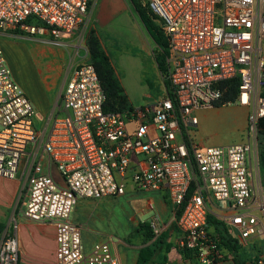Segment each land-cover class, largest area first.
<instances>
[{
  "label": "built area",
  "instance_id": "2783aa9c",
  "mask_svg": "<svg viewBox=\"0 0 264 264\" xmlns=\"http://www.w3.org/2000/svg\"><path fill=\"white\" fill-rule=\"evenodd\" d=\"M141 2L168 38L170 94L155 103L104 111L95 67L83 62L70 71L60 104L38 129L34 105L0 47V176L23 177L24 218L53 224L56 264H119L109 239L84 248L81 227L70 214L79 198L121 196L128 181L144 192L167 186L180 232L177 246L193 250L196 264L230 255L210 230L207 214L223 221L243 249L264 239V194L253 184L250 163L264 117V0ZM91 5L92 0H0V30L57 38L82 26ZM232 78L239 79L234 103L248 108L246 142L197 144L190 136L196 111L220 101L221 83ZM12 221L13 231L0 236V264H19L16 217ZM150 225L160 233L156 219ZM250 262L264 264V247Z\"/></svg>",
  "mask_w": 264,
  "mask_h": 264
},
{
  "label": "rangeland",
  "instance_id": "374dc122",
  "mask_svg": "<svg viewBox=\"0 0 264 264\" xmlns=\"http://www.w3.org/2000/svg\"><path fill=\"white\" fill-rule=\"evenodd\" d=\"M94 1L88 19L75 31L73 39L69 40L70 43L77 44L75 49L73 48L75 52L80 49V54L83 56L80 61H88L85 42L88 33L93 30L108 55L116 75L121 77L124 75V78L128 80L129 84L126 87L130 97L128 100L132 106L148 105L160 100L167 89L156 61L157 47L140 23L130 1L114 0L115 2L111 1V4L108 1L107 6L110 7L103 6V9L102 0ZM23 34L24 32H11L12 37L9 40L15 41V45H6V47L2 45L12 76L27 94L30 88L39 85L49 97L54 96L66 83L69 69L72 68L74 51L62 46L66 45L62 43L65 41L66 34L59 35L57 39L60 42L51 40L52 36L49 33L34 36ZM4 39L0 37V41ZM165 78L167 79L166 75ZM239 107L238 103H231L198 109L200 116L197 118L200 124L192 139L202 146H225L246 142L249 135L246 119L239 114L235 115ZM34 124L39 129L42 124L39 117L34 116ZM259 139L263 137L256 138L250 153V163L253 184L257 190L259 188L258 193L262 191L264 194L259 169L258 155L262 148ZM250 141H252L251 138ZM22 186L23 177L21 175L13 179L0 176V190L6 195V198L0 196V202H8L13 189L17 187V194L13 198L11 218H17L19 214ZM70 216H73V212ZM8 231H13V221L9 224ZM263 240L262 235L249 247L244 248L245 257L252 259L257 249H263Z\"/></svg>",
  "mask_w": 264,
  "mask_h": 264
},
{
  "label": "crops",
  "instance_id": "0c3cea01",
  "mask_svg": "<svg viewBox=\"0 0 264 264\" xmlns=\"http://www.w3.org/2000/svg\"><path fill=\"white\" fill-rule=\"evenodd\" d=\"M108 1L109 4H111V1L115 2L114 0H102V9L103 6L110 7L107 6ZM94 3L95 1L92 0L91 12ZM24 34L25 36L28 35L27 33ZM65 34L66 38L62 43H66V45L62 46L68 48V50L76 47L77 44L69 42L75 36V31ZM0 37L5 38L0 41L1 48L2 45L3 47L4 45L5 47L6 45H15V41L9 40L12 37L11 31L0 30ZM57 38L52 37L51 40L58 41ZM73 56L72 68L69 69V74L76 65L87 62L80 61V58L83 57L80 54V49H77V52L74 51ZM117 77L129 97V91L126 87L129 84L128 80L124 78V75L122 77L117 75ZM62 88L60 92L51 97L39 85L30 88L29 94L21 89L33 103L36 118L39 117V120L42 122L60 104ZM247 113L248 108L240 105L235 115L239 114V116H244L246 119ZM196 115L200 116L198 110L196 111ZM199 124L200 121L198 119L195 130L193 128L190 131L191 138H193L195 131H198ZM55 177H58L57 172H55ZM16 194L17 187L13 189L8 202H0V236L4 231L9 229V224L12 221L13 198ZM0 196L6 198L5 192L0 190ZM171 208L166 185H163L158 190L144 192L136 189L133 183L128 181L125 192L121 196H106L99 199L79 198L72 210L73 216H70V219L81 227V240L84 248L88 249L96 242L109 239L112 242L113 249L118 254L119 264H137L141 249L150 245L152 241L151 239L145 240L144 235L146 230L140 229L139 224L143 222L149 224L151 220L156 219L160 227V232L166 233L167 236L160 244V253L155 256L153 264H193L192 261L183 257L177 246V239L180 232L173 219ZM18 213L16 218L18 224L16 237L19 264H56V243L53 224L50 222H32L24 218L20 210ZM162 256L165 257L164 262H162ZM251 260L250 258H246V263L252 264L250 262ZM194 262L196 264L195 260ZM211 264L236 263L230 253V255H225L221 260Z\"/></svg>",
  "mask_w": 264,
  "mask_h": 264
},
{
  "label": "trees",
  "instance_id": "16d2710c",
  "mask_svg": "<svg viewBox=\"0 0 264 264\" xmlns=\"http://www.w3.org/2000/svg\"><path fill=\"white\" fill-rule=\"evenodd\" d=\"M140 23L143 25L149 36L152 38L156 44V61L161 74L164 78V83L166 89L169 92V83L165 78L166 72V56L168 53L167 43L168 38L163 33L161 25L156 20V16L151 13L149 8L142 4L141 0H129ZM86 47L88 52V61L93 64L97 72L98 78L102 85L105 93V101L103 104L104 111H124L132 109L133 106L128 100V96L124 91V88L117 77L113 65L108 57V55L103 50L100 41L92 30L88 33L86 37ZM221 87L224 89V94L222 99L214 104L215 107L223 106L225 103H234L237 98L239 91V79L232 78L221 83ZM170 94V92H169ZM264 96V90L262 91ZM262 144L261 151L259 152V169L261 172V183L264 189V117L260 119L258 123L257 139ZM180 214V210L176 211V217ZM207 223L210 230L219 238L220 244L223 245L229 253L232 255V259L236 264H247L246 257L244 255L243 248L238 244L237 240L230 237L228 230L223 221L219 220L212 214H207ZM140 229H145V240L151 239V244L141 249L139 253V259L137 264H153L155 256L160 253V244L164 241L167 234L160 232L155 234L150 223H140ZM183 257L187 260L194 262V251L190 249L179 248ZM162 262H164L165 257L162 256ZM161 262V263H162Z\"/></svg>",
  "mask_w": 264,
  "mask_h": 264
}]
</instances>
